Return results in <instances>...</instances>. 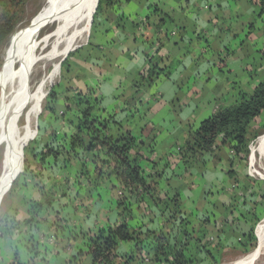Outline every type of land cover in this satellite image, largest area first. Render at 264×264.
I'll return each instance as SVG.
<instances>
[{
	"label": "crops",
	"instance_id": "0c3cea01",
	"mask_svg": "<svg viewBox=\"0 0 264 264\" xmlns=\"http://www.w3.org/2000/svg\"><path fill=\"white\" fill-rule=\"evenodd\" d=\"M198 1L203 4L199 5ZM235 1L116 0L112 6L108 5L106 9L108 14L117 17L116 19L109 17L104 22L106 23L104 30L106 35L101 36L98 42H93L90 37V42L82 49H86V51L78 61H75L77 66L72 67L70 77L74 79L76 90H71L66 96L71 97L77 92L87 94L92 90L96 97L104 99L106 113L103 118L113 117L117 123H122L123 126V129L111 126V134L117 136L125 130H130L132 135L138 137L140 143H143L145 147L148 146L146 156L151 164L143 163L147 175L161 173L164 159L176 156L177 149L185 142L187 127L196 128L203 120L215 113L216 99L223 95L217 92L213 93L214 88L230 92V96L236 94V91L232 90L228 84L226 90L218 88L220 80L225 82H230V80L225 75L221 74L222 78L221 75H217V61H214V57L210 55L209 46L204 45L201 41L202 37L214 36L215 26L220 23L218 14H223L224 8H231V12L225 11L223 22L229 20L230 16L238 14L239 6ZM216 2V9H213L211 3ZM155 7H158L160 12L154 11ZM119 18L127 22L133 19L130 24L133 30L121 32V28L117 27L115 23V20ZM164 18L167 21L166 25L160 27L159 24ZM221 25L225 27L223 24ZM247 28V24H239V29L235 30L233 37L241 38V35L248 31ZM255 39L257 40L258 37ZM258 40L264 44V37ZM139 42L140 44H138ZM218 46L224 48L221 41L218 42ZM222 52L220 53L224 56V52ZM104 53L106 55H103ZM147 56L150 58L161 57V66L167 68L169 77L161 76L154 87L146 92L142 86L135 87L134 82L137 81L136 76L141 75L148 67ZM112 61H115V65L111 72V68H107L109 67L107 64ZM90 64L102 69H98L100 72L94 74L88 68ZM228 64L242 67L240 60ZM75 70L83 71L81 79L75 77ZM230 72L233 73L232 70ZM131 73L132 84L126 91L119 92L121 84L127 81V76ZM100 84L102 85L100 86ZM204 90L207 92L205 96L202 95ZM64 105H66L65 102ZM168 106L181 110L180 113L183 115L181 124L183 125H153L149 122L151 120L148 117H156L160 114L154 115L156 110L164 109L170 113ZM142 113L147 120L146 125L144 122H136V125H132V122L128 121L129 115L134 114L135 119ZM176 128L182 132L177 139L173 137ZM49 129L54 134L47 133L45 137L48 140L55 134V137H60L63 134L74 133L73 127L69 125H50ZM164 133L171 142L168 148L159 150L162 148ZM153 134L156 137L151 141ZM232 154L234 153L229 148L224 147L217 155L207 156L205 161L194 164V170L199 166L206 167L205 175L202 174L199 177L204 180L208 178V191L204 189L199 192L200 187L192 182V175L190 172L186 173V168L182 163L176 164L179 166H170L169 169L162 172L164 173L162 178L158 176L155 178L156 181L161 179L160 184L164 185L163 192L169 196L180 191L182 202L187 210L196 217L197 227L200 219L208 221L207 227L202 230L207 236L205 243L214 253L218 252L217 250L241 253L245 249L243 244L246 236L256 220L260 219L259 224L264 220V182L254 184L253 181H250L244 163ZM155 163L158 164L156 167L153 166ZM88 170L91 176L92 167L89 166ZM176 170L182 175L181 179L175 177L174 171ZM230 172L233 173V178H231ZM67 178L70 179L69 197L73 196V199H77L76 196H89L91 198L88 212L83 206H74L75 212L80 215L86 225L81 226L78 230L76 223L73 225L69 223L62 231H57V234L53 232L54 235H52L54 223L46 222L41 234L39 232L32 243L22 244L20 251L12 241L5 242L4 247L2 245L4 252H1L3 255L0 254V264H12L16 252L17 259L22 264H27L33 255L37 262L34 261V264H71V259L74 257H77L81 264H92V258L88 254L91 237L122 221L117 196V191L121 190V187L113 178L104 185L94 187L93 184L86 183V176L79 177L76 169L72 170ZM56 180H64L63 174H58ZM24 188L36 195V191L31 185H25ZM163 192L160 195H163ZM130 202L135 205L136 209L134 220L129 221L131 225L142 223L143 220L145 227L154 232H158L164 226L165 221L154 205L151 206V209H144L136 204L135 199L128 200V203ZM150 212L151 214L148 215ZM57 215L62 221L73 214L64 210L63 213ZM142 217L146 218L142 219ZM60 236H62L61 239H59ZM52 239L55 246L51 244ZM30 245L34 246L32 248L33 255ZM135 249V244H121L117 255L123 258V261L131 259L133 263L136 257ZM43 250L46 254H40ZM197 258L200 261L201 253H198ZM143 264L153 263L146 261Z\"/></svg>",
	"mask_w": 264,
	"mask_h": 264
},
{
	"label": "trees",
	"instance_id": "16d2710c",
	"mask_svg": "<svg viewBox=\"0 0 264 264\" xmlns=\"http://www.w3.org/2000/svg\"><path fill=\"white\" fill-rule=\"evenodd\" d=\"M22 1L0 0V48L15 29L18 21L16 8L22 4ZM105 2L112 6L116 0H99L93 24ZM251 2L254 5L251 12L255 16V23H248V31L241 35L246 39L232 37L231 46L235 45L236 49L231 51L226 48L224 56L220 53L219 60L216 62L217 75H225L229 80L232 75L230 71L233 72V69H231L232 65L228 63L247 60L245 67L246 71L250 72L249 70H251L249 74L251 82L246 84L228 82L229 87L236 91V94L229 96V100L225 96L217 98L215 113L203 120L198 127L186 128L184 144L177 149L175 157L170 156L164 159L161 173L146 174L143 163L151 164L146 156L148 146L145 147L143 143H140L138 137L132 135L130 130H125L117 136L111 134V126L120 129H123V126L122 123H117L113 117L103 118L106 113L104 99L96 97L92 90L87 94L77 92L68 97L66 94L71 91L68 88L63 92L64 94H59L60 97L65 96L64 122L73 127L74 133L63 134L60 137H55V134L49 140L46 139L43 143L39 142L38 146L41 147V151L38 153L35 151L36 144L33 147L30 145L25 150L26 155L32 154L34 162L39 160V165L43 168L45 164L51 162L52 170L49 171L51 175L45 173L44 170L41 176L44 174L46 180L37 181L39 175L28 173L30 162L28 158L25 159V175H34L33 177L36 178H33L34 180L31 182L34 181L36 195H33L30 200H24V216H22L24 213L20 214L19 209H14L12 216H0V224L4 225V230L0 233V248L6 240L13 238L17 249L26 242L27 244L33 242L39 235L37 229L40 223H43L42 215L55 212L54 206L57 204V198L64 202L69 197L70 179L67 177L72 170L76 169L78 176H86V183L93 184L94 187L104 185L113 178L120 185L121 190L125 191V198L118 197L122 221L108 230L100 231L98 235L90 239L88 254L92 258V264H117L116 252L121 244H135L134 255L136 257L140 256L141 251L148 252L151 256L149 261L153 264H218L217 252L214 253L205 243L207 236L202 229L207 227L208 221L200 219L197 227L196 217L187 210L182 202L180 191L169 196L163 192L164 185L161 186V179L156 181L155 178L157 176L162 178V174H164L162 172L169 169L170 166H179L176 165L177 163H182L186 168V173H189V168L194 164L205 161L207 156L217 155L224 147L229 148L238 159L246 160L250 154L249 145L264 134V44L261 40L255 42L257 35L251 38L256 34L255 24L264 16V0H251ZM155 10L160 12L158 7H155ZM166 22L165 18L162 19L159 26H165ZM261 33V31L257 33L259 38L264 37H260ZM245 44L247 55L244 56ZM233 58L235 59L233 60ZM161 59L159 56L156 58L147 56L148 67L139 75L147 90L152 89L161 76L169 77L167 68L161 66ZM153 61L156 63L153 64ZM250 61L256 62L249 66ZM69 66L67 71H64L66 80L67 77L69 79L72 72V66ZM65 67L67 68V63L63 65V69ZM69 81L71 80L69 79ZM236 85L238 87H234ZM49 99H57L55 92H51ZM51 103H53L52 100ZM46 110L53 114L52 108ZM70 113H72L73 119L66 117ZM50 119L57 123L60 118L49 116L45 129L50 127ZM155 137L156 135L153 134L151 141ZM29 149L31 150L29 151ZM156 165L158 164L155 163L153 166L156 167ZM89 166L92 167L91 176L89 175ZM177 172V170L174 171L175 177L181 179L182 175H177ZM61 173L64 176L63 184H59L56 180L57 175ZM230 176L233 178L232 172H230ZM17 181L12 187V193H14ZM162 192L163 195H160ZM131 199H135L137 205L146 203L145 205L149 209L154 205L165 221L164 226L158 232H154L145 227L143 220V224L140 222L141 224L131 225L129 221L134 220L136 210L134 204L126 203ZM72 202L68 201L69 204ZM68 203L63 207L67 208ZM150 214L151 212L148 213V215ZM145 218L142 217V219ZM259 222L260 219L256 220L246 236L243 244L247 249L245 253L254 251L257 248V243L261 240L259 233H256ZM16 233L17 236L14 237ZM193 242L195 244L192 246ZM1 252L2 249H0V254ZM198 253H201L200 261L197 258ZM17 257L16 252L15 258L17 259ZM76 259L78 260L77 257ZM12 264L22 263L17 260Z\"/></svg>",
	"mask_w": 264,
	"mask_h": 264
},
{
	"label": "rangeland",
	"instance_id": "374dc122",
	"mask_svg": "<svg viewBox=\"0 0 264 264\" xmlns=\"http://www.w3.org/2000/svg\"><path fill=\"white\" fill-rule=\"evenodd\" d=\"M49 1L50 0H23L22 4H20L16 8V12L18 14V21H17V24L15 26V29L12 32V34L9 36V38L6 40L4 45H2L1 48H0V59H1L0 75H1V73L3 72V70L6 67L5 57H6L7 53L9 52L10 49H12L15 45H17L20 42V40L22 39V36H23V32L25 31V29L29 25V22L43 8V6ZM198 3H199V5L203 4L200 1H198ZM235 3H238V6H239L238 7V11H237L238 14L237 13L235 15L232 14L233 16H230L228 18L229 20H225L223 22V19H224L223 16L226 15L225 11L229 10L231 12V8L226 7V8L223 9V14H218V18L220 20V23L223 24L226 28L223 27L219 23L218 25L215 26L216 29L214 30V36L213 37L207 36V37H202L201 38L202 43L204 45H208L209 46L210 55H212L214 57V61L218 62L220 52L221 51L224 52L226 48L230 49L231 51H234L236 49L235 45L231 46V42H232V37H233V35L235 33V30L239 29V24L243 23V24H247L248 25V23L249 24L250 23H255V20H254L255 16L251 12L252 9L254 8V5L252 4L251 0H236ZM108 5H109V3H106V2L102 5V8L99 10V12H98V14H97V16L95 18L94 24H93L94 19L92 20V26L90 28V33H89V36L87 38L86 43H80L82 45H80V44L77 45L78 47L76 48L75 51L70 52L63 59H58V60L52 62L50 64V66L48 65V67H45V66H40L39 67L40 69H42V73L36 78V80H35V84L36 85L34 84V85L31 86V88L32 87L34 88V90H33L34 91V95H36L37 93L40 92V89L42 88V85H40L38 83L44 77V75L45 76L47 75L48 76L47 78H49L50 75H54V79H53V81L51 80L52 81L51 86L50 87L48 86L47 89L45 90L46 94H45V98L43 99V101H42V103L40 105L39 115L37 116L36 121L32 124V127H31V131L32 132H31L30 136L27 138V140H26V142L24 144L26 147L25 146L23 147V151H22V154H23V164L22 165L23 166H22L21 173L18 175V177L15 180L12 181L13 184L12 183L10 184V186L12 185L11 188L9 186L10 189L8 188V191H7L6 195L3 198V201H2V204H1V208H0V216H3V215L12 216L14 214V209H19L20 214L22 215L24 213V210H23L24 209V207H23L24 206L23 205L24 204V200L25 199L30 200V199H32V196H33L32 192H29L28 190H26V188H24L25 184L27 183V184L31 185L32 188H34V186H35L34 181H33V183H31L32 180H34L33 178H35L33 176L35 174L39 175V179H37V181H40L42 179L46 180L44 174H43V176H41L42 173H44V170H45V173L48 174L49 171L52 170L51 169L52 168L51 167V165H52L51 162H48L49 164H45V167L43 168V167H41L39 165L40 164L39 160H36V163H35L34 159L32 157V154L26 155L25 150L28 147H30V145H32V147H33L36 144V150L35 151H37V153L40 152L41 151V147L39 148L38 143L39 142L43 143L46 140L45 135L47 133H49V134L53 133L54 134V132H52L51 129H49V128L45 129L46 120H47V118L49 116L50 117L57 116L58 119L60 118L57 123H54L53 120L50 119L51 125H67V123L64 122L65 121L64 120V118H65L64 112L66 110V106L64 105V102H65L64 96L60 97L59 94L63 93L68 88H70V90L74 91V90H76L75 89L76 86H75V82H73V80H74L73 77H69V79L71 81H69L68 77H67V80H66L64 71L65 72L67 71L69 65L72 66V67H76L77 66L75 61H78L81 58L83 52L86 51V49H84V50H82V49H83V47H86L88 45V43L90 42V37H91L93 42H98L99 38L101 36L106 35V33L104 32L105 27H106V23H104V22L107 21L109 19V17H112L114 19L117 18V17L115 18L114 15H110V14L107 13L106 9H107ZM211 5H212L213 9H216L215 5H217V2L216 3H211ZM161 9H163V8H161ZM94 16H95V14H94ZM133 19L135 20V17H133ZM133 19L131 21L127 22L126 20H122V19L119 18L118 20H115V23H116L117 27L121 28V32H123L124 30L126 32H130V31L133 30V28H131V26H130V24H132L131 22L133 21ZM255 28H256L255 36L257 35V37L259 39V34H257V33L259 31H261L262 32L261 33L262 36H260V37H263L264 36V16L262 17L261 20H259V22H257L255 24ZM222 30H224V31H222ZM45 33H46V31L42 32V34L40 35V38H39L40 40L44 39L43 37L45 36ZM242 38H243V40L246 39L245 36L242 37ZM257 40H255V42ZM220 41L222 42V45H223L224 48H220L218 46V42H220ZM138 44H140V42ZM246 48L247 47H246V44H245L244 45V50H245L244 56L246 54V50H247ZM80 50H82V51L80 52ZM103 55H106V54L104 53ZM234 59L235 58H233V60ZM155 61H153V64L156 63ZM81 62H83V61H81ZM103 62H104V64H106V61L104 59H103ZM246 62H247V60L245 61V59L241 62V63H243L241 68H239L240 65L231 67V69H234L233 73H232V75L230 76V79H229L231 82L246 84L247 82L250 81L249 74H250L251 70H249L250 72L246 71V67H245V63ZM255 62L252 63V61H250L248 63V65L249 66L251 64L254 65ZM66 63H67V68L65 67V69H63V65L66 64ZM56 64L59 65L58 69L56 68ZM108 64H107V66H109V67H107V68H111V72H112V69L114 68V65H115V61H112V63L109 62ZM45 68L47 69L46 71H45ZM88 68L94 74H96L99 70L102 69V68L93 66V64L88 65ZM81 70H84V69H81ZM80 72H81V74H80ZM80 72L75 70V77L76 78H80V79L82 78L83 71H80ZM132 73L127 76V79H126L127 81H125L123 84H121L122 87L119 90V92L122 93V92L126 91L128 86L130 84H132V81H131ZM72 74H74V73H72ZM218 75L220 76V74H218ZM85 76H87L86 73H85ZM136 78H137V81L134 82V86L135 87H137V86L140 87L142 85V89L144 88V91H146L147 87H145L144 83L141 82V79H140L139 75H137ZM221 78H222V75H221ZM136 82H138L139 84H137ZM227 84H228V82L220 80V83L218 84V88L226 90ZM101 85L102 84H100V86ZM234 87H238V86L236 85ZM77 89H78V87H77ZM52 91L55 92V95L57 96V99H49V95L51 94ZM215 92H217L220 95L225 96L227 98V100H229L230 92L227 93V92H224L223 90L220 91L217 88H214L213 89V93H215ZM206 93H207L206 90H204L202 95L205 96ZM51 100L53 101V103L50 104ZM72 101H74V99H72ZM33 104L28 105L26 107V109L21 113L20 118L17 121V127L19 128V130H21L22 127L23 128L26 127L27 121L29 120V117H30V109L32 107L34 108L36 106L35 103H33ZM127 105H129V104H127ZM50 108H52V113L53 114L50 113L51 111L49 112V111L46 110V109H50ZM168 110H170L172 113L171 112L169 113L168 111L166 112V110H164V109L154 111V113H153L154 115H156L157 113H160V114L156 115V117H148V119L151 120L149 122L152 123L153 125H175V124L176 125H183V124H181V122H182L181 118H183L182 113H180L181 110L179 108H173L172 106L170 108L168 106ZM134 116H135L134 114L129 115V120L128 121H131L132 125H136V122H141V123H143V122L145 123L146 122L147 123V120L144 117V113H142L140 116H137L135 119H134ZM66 117L68 119H73L72 113L67 114ZM174 119H175V123H174ZM143 120H145V121H143ZM146 123H145V125H146ZM182 131H183V128H182ZM21 132H22V130H21ZM155 134H156V131H155ZM181 134H182L181 130L179 128H176L175 132L173 133V137L177 139L178 137H180ZM260 136H262V135H260ZM255 141H254V143H255ZM170 142H171L170 139H168L166 133H164V135L162 137V148H160L159 150H165L166 148H168V145H169ZM251 145H252V143L249 145V147ZM30 150L31 149H29V151ZM249 150H250L249 157L246 160H241L244 163V166L246 167V174L248 176V179L250 181H253L254 184H256L257 182L263 183L264 182V170H263L264 166H263V162L261 161L259 155H257V159L254 161V156H252V151H251V149H249ZM6 151H7L6 150V145H2L0 147V171H1V167H2L3 162H4V157H5ZM232 155H234V154H232ZM26 158H28V160L30 162L28 173L34 174V175H30V174L25 175L24 171H25V168H26L25 167V159ZM258 167H259V169H258ZM193 168H194L193 166L191 168H189V169H191L189 171L190 175H192V177H193L192 182L195 183L196 186L200 187L199 192H202L204 189H206V191H208L209 190V180H208V178H206L204 180L203 178L199 177L202 174L205 175V173H206L205 168L206 167L205 166H199V167L195 168V170ZM258 173H260L262 175V177H260L258 175ZM49 174L51 175V173H49ZM176 174L178 175L179 172H177ZM50 175H49V177H50ZM30 178H32V179H30ZM16 181H17V183H16L15 188H14V193H12L13 192L12 191V187H13V185H14V183ZM63 182H64V180L58 181L59 184H63ZM117 192H118V195H117L118 197L121 196L122 198H125V196H124L125 193L122 190H119ZM72 197L73 196L68 197L67 198L68 200L64 201V202L62 201V203H61V200L59 198H57V200H56L57 204L54 206L55 212L53 214L49 213V214L42 215L43 223H40L41 226L39 227V229H37V231L40 232V234H41V230H44V228L46 226L45 225L46 222L54 223L53 226H52V232H51L52 235H54L57 231H62L65 228V226H67V224H69V223H71L72 225L74 223H76L77 224L76 226L78 227V230H80L81 226H85L86 225L84 223V220L80 217V215L75 212L74 206L75 205L76 206H81V207L83 206L84 209L88 212L89 211L88 208L90 206V202H91L90 199L91 198L89 196L88 197L76 196L77 199H73L74 197L73 198ZM68 201H70V202L74 201V203L69 204ZM66 203H68L69 206L65 209L63 206H65ZM126 203H128V202H126ZM58 204H59V206H58ZM140 204L145 206L144 207V206L141 205V207H143L144 209L148 208V206L145 205L146 203L145 204L144 203H140ZM64 210H66L67 213H70V214H73V215L72 216H67V219H66L67 221L66 220L60 221L59 218L57 219V216H58L57 214L58 213H63ZM20 214H19V216H20ZM24 215H25V213L22 216H24ZM61 219H64V218L61 217ZM259 227H257V230H258ZM3 230H4V225L0 224V233L3 232ZM34 231H35V229H34ZM53 232H54V234H53ZM257 234H258V232H257ZM16 236H17V233L14 234V237H16ZM61 238H62V236L59 237V239H61ZM9 240L12 241L15 244V239L14 238L13 239H9ZM7 241L8 240H6L5 242H7ZM53 241L54 240L52 239V241H51L52 243L51 244L55 246ZM258 241H259V238H258ZM0 244H1V242H0ZM194 244L195 243L193 242L192 246ZM258 244H259V242L257 243V247H258ZM4 245L5 244H3V247H4ZM3 247L1 246V248H0V249H2V252H4L3 251ZM32 248H33V245H30V249L31 250H32ZM20 249H21V247H19V251H20ZM243 250L241 251V253L224 252V251L221 252L220 250H217L218 251L217 252V257H218L217 258V263L218 264H233V263H236L241 258L247 257L250 254H252L253 252H255L257 250V248L254 251H251L249 253H245V250H247V249H243ZM33 252H34V250H32V255H33ZM35 254H37V252H35ZM40 254H46V252L43 250L42 252H40ZM1 255H3V254H1ZM34 256L35 255H33V257L31 256V258L29 259V262H28L29 264L30 263L34 264V261L36 260V258ZM1 257H3V256H1ZM116 257H117V260H116L117 264H124V262H127V264H139V263L143 264L146 261L151 263L149 261L151 259V256L146 251H141L140 252V256L134 258L133 263H132L131 259L123 261L122 260L123 258H121V257H119L117 255V252H116ZM131 258H132V256H131ZM17 260L18 259L15 258L13 260V262L15 263ZM1 262H4V261H1ZM35 263H37V262L35 261ZM71 264H81V263H80V261H78L74 257V258L71 259ZM255 264H264V254L260 257V259Z\"/></svg>",
	"mask_w": 264,
	"mask_h": 264
},
{
	"label": "bare ground",
	"instance_id": "6f19581e",
	"mask_svg": "<svg viewBox=\"0 0 264 264\" xmlns=\"http://www.w3.org/2000/svg\"><path fill=\"white\" fill-rule=\"evenodd\" d=\"M98 3L99 0H50L29 22L20 42L5 57L6 67L0 75V147L6 145L7 151L0 171V208L10 184L21 173L24 144L39 115L45 90L54 79V75L49 78L44 75L38 83L42 88L34 95L31 86L42 73L39 67L50 66L75 51L80 43H86ZM43 31L46 33L40 40ZM58 66L56 64L57 69ZM33 103L36 106L30 109L29 120L21 132L17 121L26 107ZM251 148L254 161L259 155L264 166V134ZM258 175L262 177L260 173ZM258 233L261 240L257 250L233 264H255L260 259L264 254V221Z\"/></svg>",
	"mask_w": 264,
	"mask_h": 264
},
{
	"label": "water",
	"instance_id": "95a60500",
	"mask_svg": "<svg viewBox=\"0 0 264 264\" xmlns=\"http://www.w3.org/2000/svg\"><path fill=\"white\" fill-rule=\"evenodd\" d=\"M263 221H264V220H263ZM263 221H262V222H263ZM262 222H261L260 224H262ZM260 224H258V226H257V227H259V226H260ZM256 233H257V228H256Z\"/></svg>",
	"mask_w": 264,
	"mask_h": 264
},
{
	"label": "built area",
	"instance_id": "2783aa9c",
	"mask_svg": "<svg viewBox=\"0 0 264 264\" xmlns=\"http://www.w3.org/2000/svg\"><path fill=\"white\" fill-rule=\"evenodd\" d=\"M253 144V143H252ZM250 149H251V151H252V148H251V146H250Z\"/></svg>",
	"mask_w": 264,
	"mask_h": 264
}]
</instances>
